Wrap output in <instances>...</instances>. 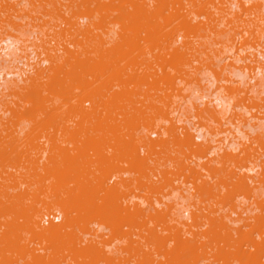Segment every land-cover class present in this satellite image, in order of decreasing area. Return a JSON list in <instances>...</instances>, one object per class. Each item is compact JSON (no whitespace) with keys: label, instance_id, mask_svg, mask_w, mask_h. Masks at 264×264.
Masks as SVG:
<instances>
[{"label":"rangeland","instance_id":"obj_1","mask_svg":"<svg viewBox=\"0 0 264 264\" xmlns=\"http://www.w3.org/2000/svg\"><path fill=\"white\" fill-rule=\"evenodd\" d=\"M0 264H264V0H0Z\"/></svg>","mask_w":264,"mask_h":264},{"label":"built area","instance_id":"obj_2","mask_svg":"<svg viewBox=\"0 0 264 264\" xmlns=\"http://www.w3.org/2000/svg\"><path fill=\"white\" fill-rule=\"evenodd\" d=\"M58 215L55 214L53 215L52 213L51 214H45L43 217H42V221L43 222H48L49 220H57L58 219Z\"/></svg>","mask_w":264,"mask_h":264},{"label":"bare ground","instance_id":"obj_3","mask_svg":"<svg viewBox=\"0 0 264 264\" xmlns=\"http://www.w3.org/2000/svg\"><path fill=\"white\" fill-rule=\"evenodd\" d=\"M11 44V43H10ZM13 46V45H12ZM12 46L11 45H8V50H10L11 48H12ZM63 205V204H62Z\"/></svg>","mask_w":264,"mask_h":264}]
</instances>
